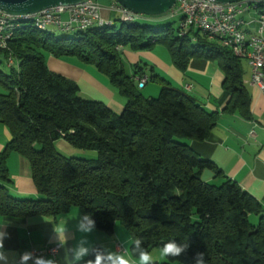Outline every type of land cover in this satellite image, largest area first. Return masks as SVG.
<instances>
[{"label": "trees", "instance_id": "16d2710c", "mask_svg": "<svg viewBox=\"0 0 264 264\" xmlns=\"http://www.w3.org/2000/svg\"><path fill=\"white\" fill-rule=\"evenodd\" d=\"M181 37L178 25L152 26L137 20L119 26H94L57 37L22 21L0 56V123L10 139L0 151V216L57 217L76 209L90 214L95 228L112 233L115 224L140 238L149 252L168 241L188 244L179 257L153 264H264V211L258 201L217 168L198 158L186 140L207 138L218 120L189 93L163 80L145 63L125 71L122 48L164 49L185 71L192 58L216 62L229 96L224 110L249 117L242 58L217 39L198 31ZM74 57L103 75L123 100L119 113L104 103L79 97L77 84L48 69L46 57ZM14 60L17 68H14ZM1 65V59H0ZM160 82L156 97L143 96L134 77ZM66 141L84 155L56 147ZM17 154L28 165L37 198L12 196L7 159ZM214 170L212 181L203 173ZM101 250L98 244L93 245ZM129 252L132 244H129Z\"/></svg>", "mask_w": 264, "mask_h": 264}, {"label": "crops", "instance_id": "0c3cea01", "mask_svg": "<svg viewBox=\"0 0 264 264\" xmlns=\"http://www.w3.org/2000/svg\"><path fill=\"white\" fill-rule=\"evenodd\" d=\"M97 1L103 6L112 2V0ZM102 15L111 19L112 12L104 8ZM239 17L243 20V27L247 32H256L257 25L254 22L253 12L242 13ZM122 55L130 67L136 63H145L146 70L153 67L154 73L160 74L163 80L192 95L207 112L218 113L217 123L206 139L186 140V143L198 158L213 162L230 181L235 182L255 198L264 211V91H260L257 86L250 83L248 62L242 60L243 83L250 99L249 117H243L237 112L224 110L229 96L222 90L223 73L216 62L192 58L185 71H180L173 65L168 53L158 46L151 50L140 51L122 48ZM46 64L50 71L73 80L78 87H80L79 83L87 81L90 84L89 89L96 93L108 108L116 113L122 110L123 100L109 88L107 79L93 67L74 65L69 70L68 65H64L62 61L52 56L46 57ZM143 77L149 79L147 74H142L141 77L135 76L134 79L137 82ZM146 84L139 88L145 89ZM187 85H190L189 89ZM158 90L156 87H147V97H153ZM9 139V132L0 123V151ZM56 146L70 156L83 154L62 139L56 142ZM7 168L10 183L6 184V187L9 193L19 199L37 198L27 162L19 155L11 154L7 159ZM213 174L214 170L208 169L203 173V177L206 181H212ZM79 216L81 215L76 209L55 218L42 215L22 219L0 216V223L10 222L5 229L9 237L4 240V247L13 258H18L20 253L30 251L32 248L45 249L56 244L54 238L52 239V227L61 221H67L68 233L63 247L59 246L56 254H45L44 257L55 259L57 264H70L66 251L81 235L75 228V218ZM120 226L115 224L112 233L96 228L88 239L92 245L98 244L103 250L123 251L127 248L128 258L133 264H139L138 259L132 257L129 252L130 236Z\"/></svg>", "mask_w": 264, "mask_h": 264}, {"label": "built area", "instance_id": "2783aa9c", "mask_svg": "<svg viewBox=\"0 0 264 264\" xmlns=\"http://www.w3.org/2000/svg\"><path fill=\"white\" fill-rule=\"evenodd\" d=\"M253 0H237L235 2L221 3L214 0H176L170 9V15H183V23H178L180 33L192 34L196 31L198 23H208L211 34H205L208 39H217L224 46L230 40H239V47H234L235 53L245 59L250 66V83L264 91V19L260 10L251 8ZM116 12L119 19L138 20L143 15L134 13L114 0L103 6L97 0H81L72 5H59L40 10L33 15H40L42 22L58 30L70 31L71 29L85 28L92 22H113L102 15V10ZM253 12L255 14L256 32L254 36L242 35L241 25L243 20L240 14ZM0 10V19L12 18ZM3 38H0V48ZM11 58L8 57V65ZM145 77L138 79L139 87L146 83ZM188 89L190 85L186 86ZM59 245L54 244L45 249H30L34 255L56 254Z\"/></svg>", "mask_w": 264, "mask_h": 264}, {"label": "clouds", "instance_id": "9594fccd", "mask_svg": "<svg viewBox=\"0 0 264 264\" xmlns=\"http://www.w3.org/2000/svg\"><path fill=\"white\" fill-rule=\"evenodd\" d=\"M75 219L76 231L81 235L76 243L66 251L70 264H133V261L128 258L127 248L123 251L101 250L91 244L88 236L96 228L95 221L90 214H84ZM9 223H0V264H29V262L31 264H57L53 258L37 256L30 251H24L19 254L18 258H13L4 247V240L9 237V233L5 230ZM67 233V221H61L52 227V239L54 238L60 247H63V243L67 239ZM129 242L132 244L133 254L139 264H153L152 255L143 247L142 239L136 238ZM188 247V244L177 243L174 240L168 241L163 244L161 254L164 257H179L186 252ZM194 262L195 264H206L204 253H196Z\"/></svg>", "mask_w": 264, "mask_h": 264}, {"label": "rangeland", "instance_id": "374dc122", "mask_svg": "<svg viewBox=\"0 0 264 264\" xmlns=\"http://www.w3.org/2000/svg\"><path fill=\"white\" fill-rule=\"evenodd\" d=\"M118 19H119L118 14L116 12H112L111 20L113 21V24L116 27L119 26V24L121 23V21L118 20ZM178 20H179V15L178 14H176V15H170V10H168L166 13H164L162 15H158V16H142L137 21L139 23H146V24H149V25H152V26H155V27L156 26L163 25L165 23H171L173 27H176L178 25ZM50 30L57 37L65 36V35L72 36L73 33H74V31L64 32V31H61V30H58V29H55V28H51ZM0 59H1V65H0V67L2 69L8 70L9 67L7 65L6 59H3V57H1V56H0ZM55 59H58V60L62 61L64 65H68L69 70H71L72 69L71 66H74V65L75 66H79V67L85 66V65L81 64L74 57L55 58ZM124 66H125V71L127 73L131 72L130 70H132V69H130V67H129V65H128L127 62L124 64ZM13 67L14 68H17V63H16L15 60H14ZM68 67H66V68L68 69ZM146 83H147L146 86L147 87H150V88L151 87H156L157 90H158L159 87H160V82L157 81V80L148 79ZM88 85H90V84L87 81H85L84 83H79V86H80V87H78V95H79V97L84 98V99H89V100L100 101L101 99H99V97H98V95L96 93H94L93 91H91L89 89ZM147 87L145 89L140 88V92L143 94V96H148V93L146 91ZM157 94H155L153 97H156ZM58 150L61 151L62 153H64L61 149L58 148ZM78 156H83L85 158H95L96 157V152L90 151V152H88L87 155L78 154ZM120 227H122V226H120ZM122 229L124 231H126L123 227H122ZM149 253L152 255L153 262H162V261H165L166 260V257H164L161 254V249L160 248H153Z\"/></svg>", "mask_w": 264, "mask_h": 264}, {"label": "water", "instance_id": "95a60500", "mask_svg": "<svg viewBox=\"0 0 264 264\" xmlns=\"http://www.w3.org/2000/svg\"><path fill=\"white\" fill-rule=\"evenodd\" d=\"M81 0H0V10L11 16L34 14L40 10L59 5H72ZM124 8L143 15L158 16L172 8L176 0H114ZM221 3L237 0H214ZM264 4V0H259Z\"/></svg>", "mask_w": 264, "mask_h": 264}, {"label": "bare ground", "instance_id": "6f19581e", "mask_svg": "<svg viewBox=\"0 0 264 264\" xmlns=\"http://www.w3.org/2000/svg\"><path fill=\"white\" fill-rule=\"evenodd\" d=\"M251 8L253 10H260L261 11V18L264 19V4H262L259 0H253L251 1ZM22 21H30L37 29L40 30H47L51 29V25H49L46 22H42V19L40 15H33V14H26V15H21V16H14L12 18H6V19H0V38L2 39L1 42V49H8V40L10 37L13 35L16 29L19 28L20 23ZM121 22H130V21H135L131 19H120ZM178 23H183V15H179V20ZM113 22H92L86 25L85 28H80V29H71L70 31H80V30H86L88 28L94 27V26H111ZM56 29V28H55ZM64 31V30H61ZM196 31H198L201 34H211V26L208 23H198L196 25ZM64 32H69V31H64ZM241 32L242 35L245 36H254L255 33H249L247 32L243 24L241 25ZM179 35L181 37H186L190 36L192 38V34L189 33H180ZM195 39L192 38V41ZM227 49L230 50L232 55L240 58V54L235 53L234 47H239V40H230V43H227V45H224ZM10 61V65L13 64L12 57ZM8 60V59H7Z\"/></svg>", "mask_w": 264, "mask_h": 264}]
</instances>
